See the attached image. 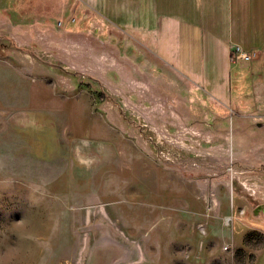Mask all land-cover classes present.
<instances>
[{
    "label": "rangeland",
    "instance_id": "374dc122",
    "mask_svg": "<svg viewBox=\"0 0 264 264\" xmlns=\"http://www.w3.org/2000/svg\"><path fill=\"white\" fill-rule=\"evenodd\" d=\"M1 1L0 264H264V54L197 106L78 0Z\"/></svg>",
    "mask_w": 264,
    "mask_h": 264
},
{
    "label": "crops",
    "instance_id": "0c3cea01",
    "mask_svg": "<svg viewBox=\"0 0 264 264\" xmlns=\"http://www.w3.org/2000/svg\"><path fill=\"white\" fill-rule=\"evenodd\" d=\"M78 1L102 23L148 44L158 59L190 84L197 106L234 105L241 102L235 101L236 95L255 87L261 67L232 62L229 53L237 45L264 54V0ZM1 2L3 10L25 7L17 0Z\"/></svg>",
    "mask_w": 264,
    "mask_h": 264
},
{
    "label": "built area",
    "instance_id": "2783aa9c",
    "mask_svg": "<svg viewBox=\"0 0 264 264\" xmlns=\"http://www.w3.org/2000/svg\"><path fill=\"white\" fill-rule=\"evenodd\" d=\"M258 55H260L258 50H243L239 46L235 45L230 50L229 58L232 62H250L258 59Z\"/></svg>",
    "mask_w": 264,
    "mask_h": 264
}]
</instances>
